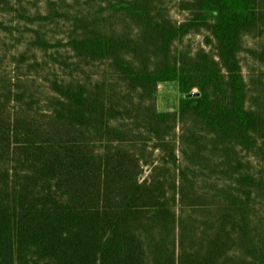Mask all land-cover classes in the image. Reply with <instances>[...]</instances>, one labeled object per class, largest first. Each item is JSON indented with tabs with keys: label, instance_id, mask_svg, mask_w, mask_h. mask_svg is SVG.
I'll list each match as a JSON object with an SVG mask.
<instances>
[{
	"label": "trees",
	"instance_id": "obj_1",
	"mask_svg": "<svg viewBox=\"0 0 264 264\" xmlns=\"http://www.w3.org/2000/svg\"><path fill=\"white\" fill-rule=\"evenodd\" d=\"M0 264H264V0H0Z\"/></svg>",
	"mask_w": 264,
	"mask_h": 264
},
{
	"label": "rangeland",
	"instance_id": "obj_2",
	"mask_svg": "<svg viewBox=\"0 0 264 264\" xmlns=\"http://www.w3.org/2000/svg\"><path fill=\"white\" fill-rule=\"evenodd\" d=\"M172 16L177 20L183 19V16L180 15L178 11L175 10V8L172 11ZM187 40L192 42L195 45V47L202 45V41H203L201 36H195V35L188 37ZM178 99H179V94L175 90L169 91L166 89H161V91L159 92V104H160L161 109L163 110L174 109L176 105L178 104ZM149 174H150V169L144 168L142 180H144V178H146Z\"/></svg>",
	"mask_w": 264,
	"mask_h": 264
},
{
	"label": "water",
	"instance_id": "obj_3",
	"mask_svg": "<svg viewBox=\"0 0 264 264\" xmlns=\"http://www.w3.org/2000/svg\"><path fill=\"white\" fill-rule=\"evenodd\" d=\"M199 94H190V95H187L186 97L187 98H192V97H196V96H198Z\"/></svg>",
	"mask_w": 264,
	"mask_h": 264
}]
</instances>
